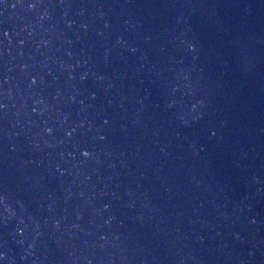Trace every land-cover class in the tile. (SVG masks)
Returning a JSON list of instances; mask_svg holds the SVG:
<instances>
[{
  "label": "water",
  "instance_id": "1",
  "mask_svg": "<svg viewBox=\"0 0 264 264\" xmlns=\"http://www.w3.org/2000/svg\"><path fill=\"white\" fill-rule=\"evenodd\" d=\"M0 264H264V0H0Z\"/></svg>",
  "mask_w": 264,
  "mask_h": 264
}]
</instances>
